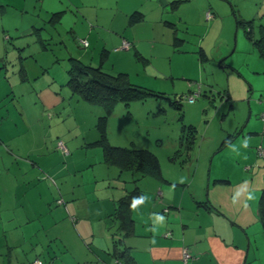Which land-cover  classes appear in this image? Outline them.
Wrapping results in <instances>:
<instances>
[{
    "label": "rangeland",
    "instance_id": "obj_1",
    "mask_svg": "<svg viewBox=\"0 0 264 264\" xmlns=\"http://www.w3.org/2000/svg\"><path fill=\"white\" fill-rule=\"evenodd\" d=\"M40 1L0 0V6L4 5L5 10L3 23L9 28L4 32L5 38L0 46V109L4 112L5 105L10 106L13 119L22 130L18 152L35 153L33 141L37 140V149L49 152L55 146L65 157L68 153L65 141H68L72 147L78 148L76 156L86 155L94 159L100 147L83 138L82 134L87 137L93 134L95 120L105 115L107 142L150 151L157 158L164 177L184 181L188 168L190 172L196 168L199 181L210 171V166V179L228 175H214L217 169L234 173L238 165L242 167L241 160L247 148L240 131L245 129L247 120L257 110L260 96L256 94L259 91L264 94V88L260 90L264 86L263 80L248 82L237 72V68H244L248 61V58L244 59L248 48L241 46L247 40L246 25L242 22L253 24L254 37L257 38L259 26H264V5L260 8L264 0H166L164 4L159 0H129L128 3L137 9L127 15L131 27L124 29L122 24V29L128 40L139 41V48H136L137 52L131 48L128 57L120 53L123 52L121 49L116 53L106 48L93 52L92 46L81 47L76 40L84 38L70 35V22L64 12H58L62 9L59 1ZM75 1L80 3V0ZM124 2L94 0L88 10L103 13L99 21L103 29L110 31V16L118 7L124 9ZM18 4L28 10L21 13L22 19L17 11ZM208 9L213 10L216 18L209 24L207 22L212 19L204 18ZM70 12L75 13L73 8ZM131 17L134 20L131 21ZM235 18L241 23L236 24ZM22 26H31L34 33L21 36ZM49 35L53 36L52 40L48 39ZM60 35H64L67 41L61 42ZM200 43L205 50L203 58H199ZM219 45L227 46V54L216 59V50L223 49ZM70 55L110 75L128 71L126 78L130 84L165 93L170 101L177 100V105L164 97L145 95L132 99L127 105L116 102L106 112L102 105L78 99L65 85ZM220 60L222 65L218 64ZM251 83L257 90H250ZM46 86L56 91L61 89V100L52 108L49 105L43 108L36 94V90ZM228 90L230 96L225 101L223 96L229 94ZM191 95L194 98L189 102L187 98ZM24 131L27 132L26 139L23 138ZM261 132L260 123L259 129L249 136L255 137V143L264 148V134ZM230 136L233 138L219 148ZM58 141L66 148L65 154L57 149ZM251 150L254 157V149ZM213 153L215 157L211 163ZM108 166H111L112 173H121L117 177L118 173L112 175L110 172L109 177L105 178V175L103 178L105 181L120 180L130 187L136 183L133 182L135 178L131 180L129 171ZM4 250L0 259H4L2 264H8V257L13 256L5 247ZM33 257L34 252L21 253L18 255L19 264H26ZM35 260L39 261L38 258Z\"/></svg>",
    "mask_w": 264,
    "mask_h": 264
},
{
    "label": "crops",
    "instance_id": "obj_2",
    "mask_svg": "<svg viewBox=\"0 0 264 264\" xmlns=\"http://www.w3.org/2000/svg\"><path fill=\"white\" fill-rule=\"evenodd\" d=\"M58 1L62 7L58 12H64L70 22V35L84 38L88 43L86 49L92 46L93 52L106 48L115 53L121 49L125 57L132 53L131 48L137 52L139 41L128 40L122 29V24L124 29L131 27L127 15L137 9L129 0L123 3L124 9L118 7L110 16V31L103 29L99 21L103 13L88 10L94 0ZM263 5L261 2L260 8ZM3 6H0V46L4 32L9 30L3 23ZM17 6L19 15L28 11L23 4ZM212 14L207 24L215 21L213 10ZM252 26L250 23V36L255 38ZM20 30L21 36L34 33L31 26H22ZM258 30V37L264 38V26L260 25ZM52 38L49 35L48 39ZM59 39L67 41L64 35ZM122 42L127 45L123 47ZM244 45L248 48L244 59L248 61L244 68L238 67L237 72L248 82L258 79L264 82V56L250 40L241 46ZM224 48L216 50V59L227 54V46ZM198 49L205 52L201 43ZM70 58L78 57L70 55ZM221 60L219 65L223 64ZM250 86V90H257L253 83ZM228 91L227 100L231 92ZM262 93L256 94L260 96L257 110L240 131L247 152L241 160L242 167L238 165L234 173L217 169L214 175H228L210 179V166L207 175L198 181L197 169L190 172L188 168L184 181H178L162 175L159 179L126 171L131 180L135 178L136 183L131 187L120 180L110 183L103 179L105 175V178L110 176L112 168L103 163L100 149L94 159L86 155L79 157L76 156L78 148L65 141L68 153L62 157L55 146L49 152L37 149V140H34L35 153L18 152L22 130L13 119V109L5 105L4 112L0 109V254H5L4 247L12 254L8 264H19L18 255L28 252H34V257L26 264L36 258L41 264H117L116 261L120 264H264V156L256 154V146H263L249 136L259 129L260 123L262 125L259 119L264 104ZM36 94L43 108L45 105L52 108L61 100V89L56 91L50 86L41 87ZM82 137L94 144L98 139L96 127L89 137L85 133ZM23 138H27L26 131ZM232 138L222 141L219 148ZM251 149H254V157ZM213 157L215 153L211 155V163ZM115 173L118 177L121 172L115 171L112 175ZM131 190L138 191L139 195L128 206L131 230L122 237L121 247L125 252L123 258H118L112 248V240L119 236L113 214L117 200ZM135 200L141 202L133 207ZM159 216H163V220L158 219ZM184 248L190 254L185 261L182 260ZM3 262L1 258L0 264Z\"/></svg>",
    "mask_w": 264,
    "mask_h": 264
},
{
    "label": "trees",
    "instance_id": "obj_3",
    "mask_svg": "<svg viewBox=\"0 0 264 264\" xmlns=\"http://www.w3.org/2000/svg\"><path fill=\"white\" fill-rule=\"evenodd\" d=\"M205 12L211 15L209 18H206L204 13L205 19L210 20L213 18V14L209 9ZM132 17L130 18L131 21L134 20ZM235 20L236 24L241 23L240 20L236 18ZM242 23L246 25L244 29L246 38L250 40L254 47L257 48V51L264 56V38L251 37L249 30L251 22L243 21ZM198 52L200 53L199 58H203L204 55L201 49ZM69 60L70 63L66 71L67 78L65 80V85L70 88L71 93L76 95L78 99H82L89 104L102 105L106 112H108L116 102H122L127 105L132 99L142 98L145 95L164 97L169 103L177 105V100L173 99L170 101L162 92H154L149 89L145 90L130 84L125 73L119 72L110 75L100 71L97 67L85 65L77 59L70 58ZM223 97L227 100V97ZM95 127L98 132V139L94 144L100 147L104 164L116 166L120 171L137 172L139 176L161 178L158 160L150 151L143 148L110 145L107 142L105 139V115L98 117ZM187 141L191 143L192 138ZM138 195V191L131 190L117 200L113 215L117 221V233L119 236L112 240L113 255L115 257L120 258L124 255L125 251L123 247H121L122 237L130 233L131 230V220L127 215L128 206ZM259 211L262 215V199L259 203ZM262 223L264 224V222ZM117 262L120 264L119 261H116V263Z\"/></svg>",
    "mask_w": 264,
    "mask_h": 264
},
{
    "label": "built area",
    "instance_id": "obj_4",
    "mask_svg": "<svg viewBox=\"0 0 264 264\" xmlns=\"http://www.w3.org/2000/svg\"><path fill=\"white\" fill-rule=\"evenodd\" d=\"M211 15L208 13V12H205V17L206 18H209ZM77 43L83 47H86L88 45L87 41L84 40V39H78L76 40ZM127 44L125 42H122V46L125 47ZM194 95H191L187 98V100L189 102H191L193 100V97ZM262 102L264 103V95L262 96ZM259 119L261 120L262 122V132H264V110L261 112V114L259 115ZM56 147L58 148V150H60L62 153H66V148L63 146V144L58 141L57 144H56ZM256 154L258 156H264V149L261 148L260 146H257L256 147ZM190 257V254L189 252L184 248L183 251H182V260H187L188 258ZM32 264H40V262L38 260H35ZM117 264H119L117 262Z\"/></svg>",
    "mask_w": 264,
    "mask_h": 264
},
{
    "label": "clouds",
    "instance_id": "obj_5",
    "mask_svg": "<svg viewBox=\"0 0 264 264\" xmlns=\"http://www.w3.org/2000/svg\"><path fill=\"white\" fill-rule=\"evenodd\" d=\"M249 199H251V195H249ZM140 202H141L140 200H135V202H134V204H133V207H135V205H136L137 203H140ZM158 219L163 220V216H159Z\"/></svg>",
    "mask_w": 264,
    "mask_h": 264
}]
</instances>
